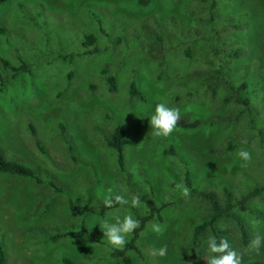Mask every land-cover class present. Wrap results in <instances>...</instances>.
<instances>
[{
	"label": "rangeland",
	"instance_id": "374dc122",
	"mask_svg": "<svg viewBox=\"0 0 264 264\" xmlns=\"http://www.w3.org/2000/svg\"><path fill=\"white\" fill-rule=\"evenodd\" d=\"M0 29V146L7 158L33 166L61 189L0 174L6 264H63L64 256L77 264H190L192 216L204 208L197 198L185 200L161 221L146 223L138 239L143 257L112 258L102 226L115 223V215L136 219L145 212L147 177L162 197L176 196L175 188L183 185V162L198 188L220 196L225 186L240 196L264 185V0H151L148 5L138 0H8L0 4ZM88 34L95 41L84 45ZM231 47H241L244 54L227 58L217 83L216 70ZM1 59L15 67L26 63L29 71L13 76ZM108 74L116 76L115 91L109 90ZM132 81L144 102L130 95ZM158 103L221 123L191 131L176 128L168 137H156L149 119ZM118 124L125 129L124 168L106 144ZM166 140L173 143L175 156L162 154ZM241 150L252 155L247 168L241 167ZM115 195L129 203L94 211L84 207L89 198L103 205ZM133 196L140 197L139 207L131 206ZM69 197L82 207V215L69 210ZM247 206L236 215L250 244L255 233L264 236V191ZM81 218L101 243L90 236L49 240L78 229ZM153 224L161 233L152 230ZM218 229L242 264L264 262V243L259 251L246 249L227 221ZM211 238L209 231L201 236L200 264L222 255L209 251ZM165 245L167 255H153Z\"/></svg>",
	"mask_w": 264,
	"mask_h": 264
},
{
	"label": "trees",
	"instance_id": "16d2710c",
	"mask_svg": "<svg viewBox=\"0 0 264 264\" xmlns=\"http://www.w3.org/2000/svg\"><path fill=\"white\" fill-rule=\"evenodd\" d=\"M8 0H0V4L7 2ZM139 3L143 5H148L151 0H138ZM214 4V1L211 5ZM2 30V29H0ZM159 41H162V36L158 37ZM95 36L93 34H88L85 36V41L83 42L84 45H89L94 43ZM232 49H236L232 53ZM239 51L238 55H235ZM243 50L241 47H231V52L229 51L226 54V57L223 56L224 60L222 59L221 68L216 70V79L217 83L222 82L223 77V67L224 64L227 62V58L237 56L240 58ZM244 54V52H243ZM63 59H66L67 56H62ZM2 64L5 67H11L12 70L15 71L13 76H16L20 71H29V67L26 63H22L21 66L15 67L10 66L6 60L1 59ZM107 70H104L106 72ZM73 74V71L70 72V76ZM106 80L109 84V90L115 91L116 90V76L113 74L106 75ZM129 93L131 96L135 97L139 101H145V96L138 88L135 81L130 83ZM235 99H239L238 97H234ZM244 102H247V99H244ZM181 118L177 123L176 128L184 130V131H191L205 127H216L221 123V120L216 117L210 118H201L198 116L186 115L185 113H180ZM62 127V133L64 135V139L68 144V148L72 154V158L77 160V153L76 148L71 143L70 139L65 135L64 128ZM32 132L35 134L34 128L31 126ZM36 144L39 150L43 153L46 152L42 143L37 139ZM125 129L120 125H116L113 130L106 136V144L113 150H115L117 155V162L120 168H124L126 163V152H125ZM168 144L166 147L164 146L162 149L163 155H171L175 156L177 154L173 143L170 140H166ZM185 161V160H184ZM185 164V172H184V180L183 186H186L190 190V195L188 198L183 197L181 194V190L175 188L176 196L174 197H162L158 188H156L154 181L152 178H146L147 188L149 190V197L145 199V212L136 215V220L140 221V227L137 228L133 233L128 235L127 241L128 243L124 247L122 251L116 250L111 247L110 256L112 258L121 259L123 261L128 260L129 253H135L139 257H143V252L138 245V239L141 233L145 230L146 223L152 219H157L161 221L167 215L168 212L174 210L175 208H179L185 200H189L192 198H197L198 201L204 205L202 209V213L199 212V215L192 216L194 224H191V233L188 235L191 239H189V244L192 250V263L190 264H200L201 258V250H200V239L207 231L212 232L215 236L216 242L219 243L221 238L226 239L224 236L221 235L218 225L221 221H227L228 224L231 225L230 232H234L235 239L237 240L240 247H245L246 249L249 246V234L247 228L243 225L241 220L236 215V211L245 212L248 210L247 204L254 198L261 195L264 191V185H258L253 187L252 189L248 190L245 193H242L240 196H235L234 193L228 188L223 187L222 196H220L215 190H205L198 188L196 186V182L194 180L193 174L191 169ZM141 173H143L141 171ZM0 174L3 175H11V176H19L23 178H29L39 184H48L54 187L57 190H61L52 180L48 178L46 175L45 178L41 176V174L31 165H27L21 161L16 159L7 158L4 150L0 146ZM173 187V186H172ZM176 187V186H175ZM86 204V203H85ZM84 207L87 210L94 211L100 210L104 206L96 201H92L90 198L87 201V204ZM115 204L114 206H117ZM201 205V206H202ZM68 208L71 211H74L78 215L83 214V209L78 205V202L74 200L72 197L68 198ZM199 216V217H198ZM82 217V216H81ZM198 217V219H196ZM80 226L78 229L67 230L64 232L55 233L49 236V240L51 241H58L60 239L66 237H73V238H81L85 236H90L95 242H100L98 237H96L84 223L83 219L80 220ZM63 264H77L73 259L68 256H64L62 259ZM0 264H6V251L3 247V244L0 241ZM96 264V263H91ZM250 264H264L261 260H253Z\"/></svg>",
	"mask_w": 264,
	"mask_h": 264
},
{
	"label": "clouds",
	"instance_id": "9594fccd",
	"mask_svg": "<svg viewBox=\"0 0 264 264\" xmlns=\"http://www.w3.org/2000/svg\"><path fill=\"white\" fill-rule=\"evenodd\" d=\"M181 118L180 110L178 108L168 106L165 103H158L155 107V113L150 117L149 124L152 128V134L156 137H168L176 129L177 123ZM239 156L244 161L241 167L247 168L252 160V155L246 151L241 150ZM177 188L181 190L183 197L188 198L190 190L183 185H177ZM129 201L124 195H115L114 197H106L103 201L105 208H112L115 204L127 205ZM141 203L139 196H133L131 199L132 207H139ZM115 223L103 224L102 230L104 236L107 237L108 243L113 246L114 249L122 251L128 243L126 237L128 234L133 233L140 227V221L133 219L131 215H125L121 220L119 215L113 217ZM152 230L157 234L161 233L162 229L158 224L152 225ZM264 243V236L259 233L254 234V238L250 241L249 248L255 251H259L261 244ZM208 248L211 253L222 254L212 255L207 258V264H242V256L235 250L230 248L226 239L221 238L217 243L215 238H211L208 241ZM153 255L165 256L167 255V246H162L159 249L153 250Z\"/></svg>",
	"mask_w": 264,
	"mask_h": 264
}]
</instances>
